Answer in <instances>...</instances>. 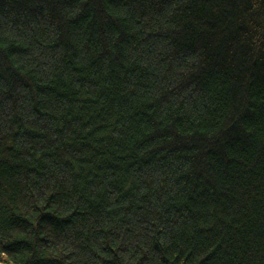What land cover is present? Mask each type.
I'll return each mask as SVG.
<instances>
[{
    "label": "trees",
    "instance_id": "16d2710c",
    "mask_svg": "<svg viewBox=\"0 0 264 264\" xmlns=\"http://www.w3.org/2000/svg\"><path fill=\"white\" fill-rule=\"evenodd\" d=\"M0 261L264 264V0H0Z\"/></svg>",
    "mask_w": 264,
    "mask_h": 264
},
{
    "label": "water",
    "instance_id": "95a60500",
    "mask_svg": "<svg viewBox=\"0 0 264 264\" xmlns=\"http://www.w3.org/2000/svg\"><path fill=\"white\" fill-rule=\"evenodd\" d=\"M0 264H6V263H3V262L0 261Z\"/></svg>",
    "mask_w": 264,
    "mask_h": 264
}]
</instances>
